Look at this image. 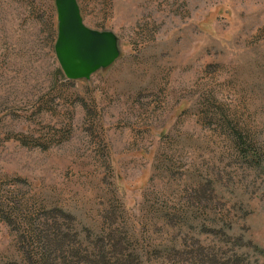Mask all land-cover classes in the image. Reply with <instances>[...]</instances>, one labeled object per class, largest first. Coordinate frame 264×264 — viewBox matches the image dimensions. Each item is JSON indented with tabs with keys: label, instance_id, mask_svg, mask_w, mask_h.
Segmentation results:
<instances>
[{
	"label": "rangeland",
	"instance_id": "1",
	"mask_svg": "<svg viewBox=\"0 0 264 264\" xmlns=\"http://www.w3.org/2000/svg\"><path fill=\"white\" fill-rule=\"evenodd\" d=\"M77 3L117 37L87 80L57 64L53 0H0V205L26 226L67 211L75 241L115 233L145 264H202L198 246L264 264V0ZM187 196L204 226L171 208ZM14 228L0 215V264H22ZM170 237L180 261L160 253Z\"/></svg>",
	"mask_w": 264,
	"mask_h": 264
},
{
	"label": "trees",
	"instance_id": "2",
	"mask_svg": "<svg viewBox=\"0 0 264 264\" xmlns=\"http://www.w3.org/2000/svg\"><path fill=\"white\" fill-rule=\"evenodd\" d=\"M60 73L61 71L59 69L56 75L60 76ZM236 136L239 142L236 144L239 145L238 150H240L242 155L249 157V160L255 159L257 157L256 152L244 146L245 143L241 141L240 136L237 134ZM198 188L195 189L194 192L198 191ZM187 197L188 199H186V207H184V210L180 205L171 208L178 213V216H180L179 219L183 224H186L188 230V221L194 219L201 222L202 220L200 218L197 219V217L190 218L192 212L187 208L191 207L196 209L201 205L199 201H202V203L205 202L199 198H194V200H192L191 197ZM5 204L6 206L4 207L0 205L1 218L4 219V222L15 225L14 229L17 230L16 234L18 241L27 245V249L22 248L19 255L18 261L22 262V264H145V255H143L145 252L143 254L140 252L139 245L125 241L123 236L122 238H117L115 233L110 232L107 236L95 238L91 242L88 241V238L82 242L79 240L75 241L76 235L74 230L67 225V227L63 226L66 228L64 229L58 222V214L67 221H71L70 214L67 211L53 208L54 210H49L44 213L46 215H44L41 220H38L40 221L39 223L34 225H29V223H27L26 226V221H24L20 210L13 204ZM165 207L167 206L165 205L164 208ZM175 207L180 208L176 209ZM164 215L172 218V214L167 210ZM170 220L171 219H168V222H170ZM194 224L197 227L205 225L203 221L202 223ZM201 230L204 231L207 229L203 228ZM226 237L229 238L228 236ZM173 238L174 237L167 238V242L162 246L163 248L160 253L163 254L164 257L170 256L180 261V252L185 249L178 251V242L176 243ZM182 245L186 246V242L183 241ZM144 246L143 243L140 244L141 248ZM187 250L188 251L184 253L186 255L190 254V261L196 260L198 262L200 261L202 264H240L239 257L236 253L224 256L218 255V253H214L211 250L210 253H208L202 246ZM178 263L185 264L182 261ZM13 264L17 263L13 262Z\"/></svg>",
	"mask_w": 264,
	"mask_h": 264
},
{
	"label": "water",
	"instance_id": "3",
	"mask_svg": "<svg viewBox=\"0 0 264 264\" xmlns=\"http://www.w3.org/2000/svg\"><path fill=\"white\" fill-rule=\"evenodd\" d=\"M53 8L56 30L52 50L66 79L87 80L116 59L117 37L111 31L85 26L77 0H53Z\"/></svg>",
	"mask_w": 264,
	"mask_h": 264
}]
</instances>
